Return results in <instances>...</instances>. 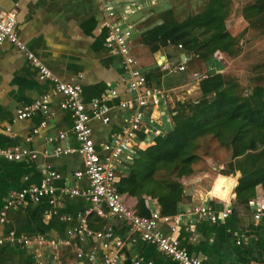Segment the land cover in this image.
<instances>
[{
  "label": "crops",
  "instance_id": "crops-1",
  "mask_svg": "<svg viewBox=\"0 0 264 264\" xmlns=\"http://www.w3.org/2000/svg\"><path fill=\"white\" fill-rule=\"evenodd\" d=\"M116 1V9L122 15L125 13L130 16L131 12L136 11L129 17L128 22L136 28L132 55L141 68L161 78L158 66L163 59H167L171 65H177L184 59L183 55L169 48L158 52L151 59L148 58L146 62L140 56L145 55L141 40L149 30L148 25L140 26V24L151 19L150 9L164 3L165 0L161 2L160 0ZM142 10L144 14H147L143 16V19L134 22L133 20L138 19V14L143 12ZM0 12L15 13L18 16L17 31L21 41L55 76L65 83L82 84L83 99L86 104L107 97L109 106H118L117 99L111 98L110 93L111 89L120 85L122 80V59L105 46L107 33L101 26L104 16L98 0H0ZM202 63V70L205 71L206 63L205 61ZM194 64L190 66V70ZM207 65H214L216 69L223 68L213 60ZM178 78L181 81L185 79L182 75L164 76L160 81V88L173 91L175 94L177 91L184 92L187 88L180 87L184 83L178 85ZM51 89L52 86L49 83L38 80L35 68L27 62L19 50L9 44L0 47V150L21 147L40 155L36 161L13 163L0 160V212L11 192L40 182V171L45 164L53 166L70 183L74 182V173L84 168L79 155L48 159L42 156L44 151H53L57 146L78 147L72 134V116L60 108L63 97L58 96L52 99L53 117L49 121L47 131L33 135V131L44 120L41 115L15 122L20 108L38 101L50 93ZM124 91L123 87L119 88L121 98L125 96ZM110 116L109 125L92 124L93 139L97 147L108 143L111 136L120 132L125 126V123L119 119V109H114ZM154 116L157 122L156 127L174 129L173 124L166 123V118H162L157 113ZM59 133H67L68 139L59 143L47 142L48 134ZM28 138L31 140L27 141ZM152 146L154 142L145 147L144 151ZM208 174L197 176L190 180L189 184L186 183L188 186L177 207V214L188 212L192 206L199 203L214 180ZM26 177L27 181H25ZM199 180H202L204 184L197 183ZM58 185L61 186L63 183ZM80 186L85 187L86 182H82ZM254 199L264 203L262 188L257 191V197ZM127 201L139 212L137 200L127 199ZM146 207L150 214L158 207V204L150 200L146 202ZM216 207L221 210L222 205H216ZM88 208L89 204L84 199L75 198L65 200L58 209V216L45 217L44 212L48 209L45 205L30 207L20 212H10L7 223L0 222V240L11 230L27 236L43 235L55 239H66L68 230L78 224L77 217ZM63 217H69L72 221H64ZM89 224L93 230L100 231L106 222L93 215ZM112 225L115 233L121 238L126 239L129 236L130 228L127 224L115 222ZM263 226L264 220L256 223L249 206L244 212H240L235 205L234 214L227 220L218 224L199 222L193 234L182 229L178 237L181 247L191 256L202 258L205 264H264ZM238 241H241L240 245L237 244ZM94 247L99 249V243L89 240L83 248L89 251ZM101 253L103 254L99 251V255ZM55 255L65 264L76 261L73 247H64ZM135 259L142 260V264H177L142 240L126 247L122 264H133ZM0 264H37V260L31 249L0 245Z\"/></svg>",
  "mask_w": 264,
  "mask_h": 264
},
{
  "label": "built area",
  "instance_id": "built-area-1",
  "mask_svg": "<svg viewBox=\"0 0 264 264\" xmlns=\"http://www.w3.org/2000/svg\"><path fill=\"white\" fill-rule=\"evenodd\" d=\"M116 2V0H98L104 16L101 26L107 33L105 46L122 59V80L120 85L111 89L110 93L111 98L117 99L118 106L115 107L108 105L107 97L86 104L83 99L82 84L65 83L55 76L21 41L17 31L18 16L15 13L0 12V47L5 44L15 47L35 68L38 80L52 86L50 93L33 104L20 108L15 122L41 115L44 120L33 131V135L47 131L49 121L53 117L52 99L58 96L63 97L60 108L72 116V134L78 147L57 146L53 151H44L42 156L48 159L79 155L84 167L82 171L74 173V182L70 183L53 166L45 164L40 171L41 180L38 184L30 185L8 195L0 212V222L7 223L10 212H20L41 205L48 207L44 212L45 217L58 216V209L66 199L82 198L89 204V208L77 217L78 224L68 230L66 239H55L43 235L27 236L11 230L6 237L0 240V245L31 249L37 264H65L55 255L64 247L75 249L76 261L70 264H82L83 262L86 264H122L126 247L142 240L177 264H205L202 258L191 256L181 247L179 232L184 229L193 234L199 222L218 224L232 216L235 210L238 178L233 174H223L224 167L222 166L219 170H211L208 175L214 180L209 190L188 212L178 213L177 216H164L158 207L149 216H143L129 204L124 194L120 192V184L130 174L131 167L138 158V152L144 151L145 147L150 146L152 142L155 146L157 139L166 138L175 131L174 118L177 112L175 93L161 89L160 86H152L147 79L148 71L141 68L132 55L135 42L134 29L136 28L129 24L128 19L136 11L131 12L130 16L125 13L122 15L116 9ZM169 49L183 55L184 59L180 60L177 65H171L167 59H163L158 66L161 72L160 81L164 76L182 75L190 83L200 85L208 78L222 73L223 68L216 69L214 65H207L213 60L214 63L223 67L225 56L221 52H216L205 61L206 70L200 72L190 70V66L195 62L193 60L197 57L185 52L183 46H170ZM120 87L125 89L124 95L127 97L121 98ZM184 91L189 95L192 93L191 88ZM177 102L181 100L177 99ZM116 108L120 110L119 119L125 123V126L120 132L114 133L108 143L97 147L93 139L92 124L109 125L110 113ZM155 113L166 118V123L173 124L174 129L156 127ZM67 139V133L47 135L49 144L63 142ZM30 140V138L27 139V141ZM39 156V153L21 147L0 150V160L13 163L26 160L36 161ZM221 177L236 182L228 199L213 194L216 182ZM27 180L26 177L25 181ZM82 182H86L85 187L80 186ZM59 183L63 185L59 186ZM197 183L204 184L202 180ZM216 205H222L221 210ZM249 207L255 222L261 223L264 220V203L253 199L249 202ZM93 215L106 222L100 231H95L90 227L89 220ZM62 219L67 222L72 221L69 217ZM115 222L125 223L130 228L126 239L115 233L112 225ZM262 231L264 232V226ZM89 240L99 243L100 248L94 247L86 251L83 247ZM237 244L240 245L241 241ZM99 251L103 254L99 255ZM133 264H142V260L135 259Z\"/></svg>",
  "mask_w": 264,
  "mask_h": 264
},
{
  "label": "rangeland",
  "instance_id": "rangeland-1",
  "mask_svg": "<svg viewBox=\"0 0 264 264\" xmlns=\"http://www.w3.org/2000/svg\"><path fill=\"white\" fill-rule=\"evenodd\" d=\"M209 10L214 11V17L208 25L186 30L182 38L171 42L182 44L196 54L192 71L203 72L204 59L217 51L223 53L225 63L217 77H221L224 83L217 92L204 95L200 85L190 83L187 78L182 81L177 79L178 85L184 83L180 87L186 86L187 90L191 88L192 91L190 95L177 91L174 96L176 128L186 131V137L181 141L184 148L174 162L165 166L155 164L153 155L142 156L135 165L144 189L149 192L137 196L135 188L131 187L124 196L131 201L137 200L142 214L148 211L145 206L142 208L141 203L145 205L153 200L161 210L159 203L161 199H166L171 207L173 201L184 197L188 186L186 183L213 169L224 167L222 173L235 175L239 186L245 174L250 175L257 166L253 162L255 159L264 165V130L243 120L241 114V110L256 107L258 98L254 96L255 91L264 88V0H165L150 9L151 19L140 24L149 26L148 34L145 33L141 40L145 53L140 55L141 59L146 62L162 51L165 45L163 40L152 41L150 31L164 24H182L189 17L205 14ZM145 14L144 11L139 13L138 19L133 21L143 19ZM156 48L159 50L154 53L153 49ZM177 99L181 102H177ZM260 100L264 104V95ZM231 106L238 108L234 125L227 122L229 117L226 111ZM254 155L256 158L253 160ZM188 169L190 173L184 174ZM261 188V185L254 190L244 188L242 195H239L237 187V209L244 212L247 198L253 193L256 198Z\"/></svg>",
  "mask_w": 264,
  "mask_h": 264
},
{
  "label": "trees",
  "instance_id": "trees-1",
  "mask_svg": "<svg viewBox=\"0 0 264 264\" xmlns=\"http://www.w3.org/2000/svg\"><path fill=\"white\" fill-rule=\"evenodd\" d=\"M214 11L209 10L207 13L202 15H197L194 17H189L185 22L182 24H164L161 26H158L154 30L150 31L152 33V41L156 40H163L165 42V45L162 47L163 49L169 48L170 46H183L184 51L192 54V51L188 50L184 45L171 42L172 40H176L183 37V33L186 30H192L197 27H200L202 25H208L210 21L212 20ZM221 24L223 26V21H221ZM148 34V33H147ZM146 34V35H147ZM176 34V35H175ZM228 36V35H227ZM159 42V41H158ZM159 48L153 49V52H157ZM220 52V51H217ZM216 53V52H215ZM214 53V54H215ZM213 54V55H214ZM194 55V54H193ZM212 55V56H213ZM196 56V54H195ZM211 56V57H212ZM211 57L204 59V61L209 60ZM219 75H216L214 77L208 78L207 80L203 81L200 84L201 92H203L204 95H209L213 92H217L222 86L224 81L221 79V77H217ZM147 79L149 83L152 86H160V79L158 75L156 74H148ZM264 95V88H259L255 91V97L258 98L257 102H255L256 107L254 109H246L241 110L242 119L245 121H249L253 124V126L263 129L264 130V104L260 100ZM252 100L254 101V97H252ZM237 107L231 106L227 109L226 113L228 114L227 122L234 125V119L235 115L237 114ZM176 118V117H175ZM174 118L175 123V131L171 134H169L166 138H160L156 140V145L145 150V151H139L138 152V158L135 160L134 165L131 167L130 174L122 180L120 184V192L122 194L126 193V190L131 189V187L135 188V195L142 196L144 194H147L149 191H147L144 186V184L141 183V179L139 178L140 172L135 171V165L139 162L142 156H148L153 155L154 156V163L155 164H161L163 166L172 163L175 161V159L179 156V154L183 150V145L181 141L186 137V131H182L181 129L176 128V119ZM177 129V130H176ZM262 157H264V153H262ZM256 158V155L252 157L254 160ZM257 166L255 169L251 172L250 175L245 174V178H243L240 182L239 187V195H242L244 188L247 189H255L256 186L261 185L264 192V165H260L261 162L258 159H255L253 161ZM190 169L184 172V174H189ZM236 184L235 180L228 179L225 177L219 178V180L216 182L215 188L213 190L214 194L224 198L228 199L230 196V191ZM237 199H238V191H236ZM174 196V195H173ZM255 193L253 195L249 196L247 198V206H249V202L255 198ZM177 197V196H174ZM182 198L176 199L173 201L172 206L170 207V201H167L166 199H161V203L159 205L161 206V213L164 216H174L177 214V207L180 203ZM168 202V204H167ZM146 210V203L145 205ZM236 205V203H235ZM141 208V209H142ZM148 211V210H147ZM143 216H149V213L142 214Z\"/></svg>",
  "mask_w": 264,
  "mask_h": 264
}]
</instances>
